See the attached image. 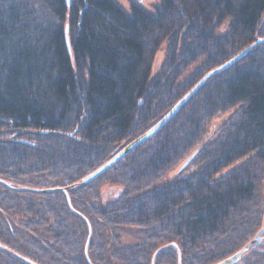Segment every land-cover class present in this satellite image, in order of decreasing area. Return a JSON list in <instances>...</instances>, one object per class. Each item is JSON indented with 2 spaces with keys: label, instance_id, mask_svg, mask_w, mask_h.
Segmentation results:
<instances>
[{
  "label": "trees",
  "instance_id": "1",
  "mask_svg": "<svg viewBox=\"0 0 264 264\" xmlns=\"http://www.w3.org/2000/svg\"><path fill=\"white\" fill-rule=\"evenodd\" d=\"M66 1L0 0V179L16 187L0 183V264H151L160 248L153 264H214L239 250L264 224V43L81 179L264 37V0ZM105 181L122 186L107 202ZM57 187L70 205L36 191ZM234 264H264V233Z\"/></svg>",
  "mask_w": 264,
  "mask_h": 264
},
{
  "label": "water",
  "instance_id": "2",
  "mask_svg": "<svg viewBox=\"0 0 264 264\" xmlns=\"http://www.w3.org/2000/svg\"><path fill=\"white\" fill-rule=\"evenodd\" d=\"M67 4H69V0L66 1ZM65 42L66 45L68 47V50H70L69 48V40H68V34H67V27H65ZM264 43V37H257L252 43H250L249 45H247L245 48H243L242 50H240L238 53H236L235 55H233L232 57H230L229 59H227L225 62H223L222 64H220L219 66L209 70L208 72H206L196 83L195 85L189 90L187 91L179 100L176 101V103L155 123L153 124L149 129H147L145 132H143L141 135H139L138 137H136L135 139L131 140L130 142H128L127 144H125L122 147H118L114 150L112 156L106 161L104 162L102 165H100L99 167H97L95 170H93L92 172H90L89 174H87L86 176H84L81 179L82 183H87L93 179H95L96 177H98L99 175H101L103 172H105L106 170H108L111 166H113L117 161H119L121 158H123L127 153H129L131 150H133L135 147H137L138 145H140L141 143H143L144 141L148 140L150 137H152L162 126H164L175 114L176 112L180 109V107L183 105V103L212 75L219 73L221 71H223L224 69L228 68L230 65H232L234 62H236L238 59H240L242 56H244L245 54H247L252 48L260 45ZM196 151H194L193 153H191L181 164L180 169H183L193 158V156L195 155ZM0 183L6 185L7 187L16 189V187H13L11 184L3 181L0 179ZM20 189V188H17ZM49 190H60L65 194L66 200L68 202V204L70 205L69 202V198L66 192V189L63 187H57V188H47V189H36V191H40V192H46ZM263 219H264V211H263ZM264 233V224L262 225V227L256 232V234L244 245L242 246L239 250H237L236 252H234L233 254H231L230 256L214 263V264H234L237 261H239V259L242 257V255L246 252V250L248 248H252L257 246L261 240H262V235ZM90 237V227H89V231H88V236H87V241H86V245H85V256L87 258V244H88V240ZM172 245H174V243H171ZM161 249V248H160ZM160 249L156 250V252H158ZM155 252V253H156ZM153 258L151 260V264H153ZM88 260V258H87Z\"/></svg>",
  "mask_w": 264,
  "mask_h": 264
},
{
  "label": "rangeland",
  "instance_id": "3",
  "mask_svg": "<svg viewBox=\"0 0 264 264\" xmlns=\"http://www.w3.org/2000/svg\"><path fill=\"white\" fill-rule=\"evenodd\" d=\"M125 10L128 11L129 9V3L131 1H137L139 2L142 7L149 11L152 12L153 11V7L157 6L160 4L161 0H116ZM229 21L226 20L217 30H216V34L217 35H223L225 34V32H227L228 30V24ZM164 48H165V44H163L159 51L156 53L154 61H153V65H152V73H156L157 69L160 66V63L162 62L163 56H164ZM193 68V67H192ZM192 68H190L186 73H185V77H187L189 75V72L192 70ZM230 114V113H228ZM222 115L219 117H216L212 120V123H219V118H227V115ZM182 161L178 162L174 167H172L171 169H169L168 171H166L163 175L162 178H160L158 180V183L161 182H168L170 181L175 175H177L179 172L182 171V169H180ZM239 163V162H238ZM238 163H234L233 165L229 166L228 168H226L223 173L227 172L229 169H231L232 167H234L236 164ZM122 189V186L113 184V183H109L108 181H105L104 183L101 184L100 186V195H101V200H103L104 202H107L111 199L114 198V196L116 195V192ZM122 238L123 240L125 239L126 241H130L131 238L125 236V234H122ZM157 253V252H156ZM153 255V257L155 256V254ZM154 259V258H153Z\"/></svg>",
  "mask_w": 264,
  "mask_h": 264
}]
</instances>
